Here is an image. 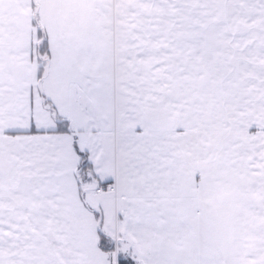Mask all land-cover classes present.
Segmentation results:
<instances>
[{
    "label": "snow or ice",
    "instance_id": "obj_1",
    "mask_svg": "<svg viewBox=\"0 0 264 264\" xmlns=\"http://www.w3.org/2000/svg\"><path fill=\"white\" fill-rule=\"evenodd\" d=\"M0 264H264V0H0Z\"/></svg>",
    "mask_w": 264,
    "mask_h": 264
}]
</instances>
